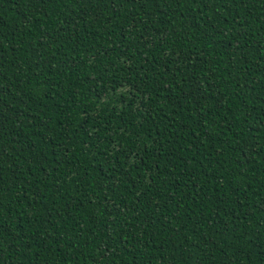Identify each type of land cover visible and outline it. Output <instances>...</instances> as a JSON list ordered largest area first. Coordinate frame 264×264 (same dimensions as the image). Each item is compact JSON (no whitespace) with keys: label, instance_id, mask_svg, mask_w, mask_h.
Returning <instances> with one entry per match:
<instances>
[{"label":"trees","instance_id":"obj_1","mask_svg":"<svg viewBox=\"0 0 264 264\" xmlns=\"http://www.w3.org/2000/svg\"><path fill=\"white\" fill-rule=\"evenodd\" d=\"M0 264H264V0H0Z\"/></svg>","mask_w":264,"mask_h":264}]
</instances>
